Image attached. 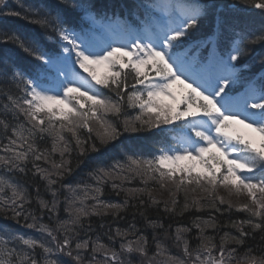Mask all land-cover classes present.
I'll list each match as a JSON object with an SVG mask.
<instances>
[{
  "label": "snow or ice",
  "instance_id": "6c2138e0",
  "mask_svg": "<svg viewBox=\"0 0 264 264\" xmlns=\"http://www.w3.org/2000/svg\"><path fill=\"white\" fill-rule=\"evenodd\" d=\"M16 2L52 46L0 31V264H264V0Z\"/></svg>",
  "mask_w": 264,
  "mask_h": 264
},
{
  "label": "trees",
  "instance_id": "16d2710c",
  "mask_svg": "<svg viewBox=\"0 0 264 264\" xmlns=\"http://www.w3.org/2000/svg\"><path fill=\"white\" fill-rule=\"evenodd\" d=\"M111 1V0H109ZM7 4L9 5L10 8L19 11L20 7L17 4L16 0H10V1H6ZM37 0H20V4H23L25 6L29 5V4H34L36 3ZM7 10V9H5ZM0 31H8V32H12V31H17V32H22L26 35L29 36H37L40 37L42 42H44L46 44V46L51 47L52 45L49 44L46 41H43V30L37 26V25H33V24H29L28 22L16 18V17H0ZM6 55H10L15 57V59L22 65H28L30 63H32L33 61L30 60V58L24 54L23 52H21L18 48H16L13 44H2L0 43V58H3ZM129 114L131 115L132 112L130 110ZM155 139V137H132L130 139H126L125 143H129V144H140L142 146H148L151 144V141ZM120 145H117L115 148H111L108 152L102 153L100 156H97L96 159L100 160V161H104V162H111L110 161V157L111 158H116V159H122L123 156L120 154L119 150H120ZM91 170V165H82L79 169H77L73 176L67 178L66 182L68 183H75L77 181H79L81 178L85 177V174ZM27 186V185H26ZM29 191L35 195L34 190L29 187ZM158 195L160 193H157ZM113 194H111L110 190L106 189V198L108 196H111ZM163 196L166 198L167 197V193H164ZM48 198V197H46ZM35 206V205H33ZM193 215H204L205 218H207V213H188L185 215L184 220L182 222L184 223H190L192 216ZM64 217V214L61 213V218ZM233 219V220H237V219H244L245 214L244 213H238V212H233L231 214V217L225 215L223 217H221L220 219L222 221H227L228 219ZM128 219H131V216L128 217ZM45 223L48 222L47 217L44 218ZM0 223H3L2 220H0ZM10 227H16V225L12 224L11 222H9ZM120 226L124 227L126 226L125 223L123 221L120 222ZM227 228H223L222 231L220 232V235L223 234V231H227ZM33 230L28 231V233L32 232ZM27 233V234H28ZM211 234V232L209 233ZM192 236H195V229L193 230ZM195 244V241H193V245Z\"/></svg>",
  "mask_w": 264,
  "mask_h": 264
},
{
  "label": "rangeland",
  "instance_id": "374dc122",
  "mask_svg": "<svg viewBox=\"0 0 264 264\" xmlns=\"http://www.w3.org/2000/svg\"><path fill=\"white\" fill-rule=\"evenodd\" d=\"M221 194H224L223 192L221 193ZM233 199H235V198H233ZM64 218V217H63ZM34 231V230H33ZM34 232H36V231H34ZM37 233V237L39 236V233L38 232H36ZM28 234H31V233H28ZM173 254H179L178 253V250H176V249H173Z\"/></svg>",
  "mask_w": 264,
  "mask_h": 264
}]
</instances>
